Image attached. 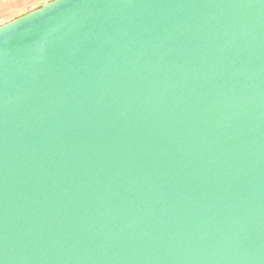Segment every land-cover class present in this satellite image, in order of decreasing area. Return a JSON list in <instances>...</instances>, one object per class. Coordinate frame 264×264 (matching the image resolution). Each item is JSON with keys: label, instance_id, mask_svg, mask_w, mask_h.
Here are the masks:
<instances>
[{"label": "water", "instance_id": "95a60500", "mask_svg": "<svg viewBox=\"0 0 264 264\" xmlns=\"http://www.w3.org/2000/svg\"><path fill=\"white\" fill-rule=\"evenodd\" d=\"M0 264H264V0L0 24Z\"/></svg>", "mask_w": 264, "mask_h": 264}, {"label": "rangeland", "instance_id": "374dc122", "mask_svg": "<svg viewBox=\"0 0 264 264\" xmlns=\"http://www.w3.org/2000/svg\"><path fill=\"white\" fill-rule=\"evenodd\" d=\"M39 0H0V24L14 18Z\"/></svg>", "mask_w": 264, "mask_h": 264}]
</instances>
